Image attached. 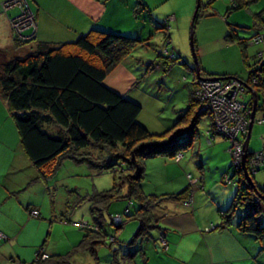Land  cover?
<instances>
[{"label":"trees","instance_id":"1","mask_svg":"<svg viewBox=\"0 0 264 264\" xmlns=\"http://www.w3.org/2000/svg\"><path fill=\"white\" fill-rule=\"evenodd\" d=\"M229 1L231 8L235 9L247 7L256 0ZM200 8L201 2L194 21L200 15ZM143 12L145 18L150 21L152 19L150 12ZM254 17L253 24L257 26V30L254 29L251 41L260 42L263 46L252 64L245 62L248 75L243 81L246 82L244 84L246 87L256 92V114L258 111L264 113V18L261 11ZM157 27L167 31V21L159 23ZM229 30L225 40L230 43L245 47L247 41L251 39L239 36L233 25ZM28 32L30 30L25 31ZM14 38L15 43L19 45L28 42V39L20 40L15 36ZM33 38L34 35L31 39ZM148 39L149 37L90 29L73 41L39 42L34 50L0 62V94L6 100L22 150L37 171L31 183L41 180L48 182L56 174L64 159H72L77 163L85 161L92 166L91 171L95 174L105 170L119 171L120 179L127 182L125 198L129 203L122 215L120 213L111 215L109 224H114L115 231H118L128 221L134 220L137 223L128 240H121L114 233L109 241L108 237L112 233L106 231L101 209L108 207L110 199H115L119 193L114 186L100 193L95 192L87 195L92 221L90 224L80 223L84 232L72 250L64 254H48L42 251L44 243L42 241L31 262L18 260V264H71L70 258L75 253L85 252L94 256L97 247L107 243L116 261L115 264H122V260L144 264L146 247L160 245L154 231L162 232L165 229L160 223L163 217L159 212L161 204L173 200L183 201L193 207L195 192L192 186H195L201 177L196 179L191 173H187L186 179L182 180V184L186 182L187 184L177 192L175 190L179 185L173 186L169 193H161L163 190H159V193H145L141 184L145 158L164 155L172 158L173 162L180 163L183 159L180 158L183 156L181 151L192 146L195 135H199V118L208 113L204 111V104L197 97L195 86L190 87L187 103L177 111L173 123L169 125V121L166 120L163 122V129L154 132L140 120L141 105L111 89L104 82L107 73L133 54L135 49L140 47L146 49L149 45ZM163 50H167L166 53ZM159 55L170 61L183 63L171 45L168 32L164 45L159 49ZM206 74L219 79L241 80L234 74ZM248 96L252 103L251 95ZM245 118H249L247 110ZM254 120L255 115L253 122ZM247 127L243 131H237L233 139L224 136L215 128L205 132L211 145L214 143L212 140L214 135L229 140L230 146L227 147V151L230 163L224 167L223 177L225 181H229L237 175L234 182L237 189L229 205L224 209H218L220 222L216 225L210 223L204 229H222L234 224L239 231L253 235L264 246V223L261 224L258 219L261 211L260 201L264 202V187L259 186L252 176L253 172L264 168V145L258 152L250 151L248 146L246 149L245 166L252 183L247 182L242 169L234 164L233 160L232 141H242L246 137ZM88 146H93L94 149L97 147L100 154L96 153V149V152L82 153L81 151ZM256 155L259 156L257 163L252 161ZM236 209L240 213L235 222L231 218ZM195 210L197 211L196 207ZM30 216L40 217L39 210L30 209ZM117 216L120 217L119 220H115ZM0 233L2 234L0 240L5 241L6 236L1 231ZM124 250L122 260H118L117 253ZM42 254H46V257H42ZM138 254L142 258L141 263L137 260Z\"/></svg>","mask_w":264,"mask_h":264},{"label":"rangeland","instance_id":"2","mask_svg":"<svg viewBox=\"0 0 264 264\" xmlns=\"http://www.w3.org/2000/svg\"><path fill=\"white\" fill-rule=\"evenodd\" d=\"M208 1L200 0V15L193 22V47L190 42V25L196 0H190L188 10L183 5L182 0H170L164 7L156 10L158 16L161 17V20L157 18L158 24L167 21V31L161 28L157 29V33L149 37V45H147L146 49H143V47L135 49L133 54L131 53L123 62L115 65L105 77L107 82L109 81L119 90L125 89L124 93L129 98L136 102L138 101L137 103L142 108L139 115L141 116L140 120L151 131H161L163 122L165 123L166 120L169 121V125L173 123L177 111L187 103L190 87L193 85L195 90L199 89L198 78L213 79L212 82L206 84L210 90L208 96H211L213 92H225L222 84L220 86L215 85L214 76H208L206 73H216L218 75L224 73L234 74L241 79L232 84V86H238V89H241L238 99L245 107L243 115L247 110L250 116L253 99L252 103H250L248 94L252 97V92L255 93V96L256 92L244 85L246 82L244 83L243 80L247 79L248 75L245 62L252 64L255 61V56L260 54L263 46L260 42L252 43L251 35L254 29L257 30V26L253 24L254 16L260 12L258 7H264V1L256 0L247 7L235 9L231 8L229 0ZM180 10L183 13L187 10V13L185 12L187 18L186 21L184 20L183 23L178 24L180 28H176L175 21L171 17L169 18L171 15L170 11H178L175 12L178 16L180 15ZM24 15L27 17L26 13ZM28 23L16 24L18 26L17 29L24 28ZM9 25H11L10 22ZM231 25L237 30L239 36L246 39L251 38L249 41L245 40L248 42L245 47L225 40V35L229 33ZM10 29L14 36L18 37L11 26ZM166 32L170 35L171 45L177 54L179 53V59L183 63L170 61L166 57L159 55V49L165 43ZM18 38L20 40L28 39V42L32 40L31 37L28 38L25 34L19 35ZM25 49L26 47L17 48V55L22 56L27 53ZM166 51L163 50L165 53ZM195 59L198 62L199 77L196 73ZM200 71L202 75H200ZM221 80L224 81L226 79L223 78ZM233 87L228 89L231 91ZM212 106L215 111L226 109L220 103L213 102ZM204 111H207L208 114L201 115L199 118V135H195L192 146L181 151L183 154L181 162L175 163L172 158L164 155L145 158L143 161L144 177L141 185L145 193H159V190H163L161 193H169L173 186L179 185L175 190L177 192L187 184V182L182 184V180L187 173H191V176L196 179L201 177L200 181L195 186H192L195 197L199 200L198 214L215 217L216 220L213 221L219 223L218 209H224L229 205L237 189L234 184L235 180H237V175L232 180H224V167L230 163V155L227 151L230 142L219 135H214L218 143H213L212 145L208 143L205 132L213 128L217 131V127L213 113L207 109H204ZM254 115L255 120L249 134L248 149L258 152L264 145V113L258 111ZM231 117L237 122L238 116L236 114ZM211 122L213 126H211ZM248 122L249 118L247 119V125ZM236 125L232 124V128H235ZM245 138L240 141L242 145ZM235 144L236 142L233 143V145ZM95 149L93 146H88L81 152H96L99 155V149L97 147ZM234 153L235 151H233ZM239 156V164L242 169L241 151ZM91 168L92 166L85 161L77 163L72 159H64L56 174L48 182L41 180L32 184L31 187L25 188L24 191L21 190L20 193L24 192L21 194L22 197L25 194L38 203L35 204V207L38 208L40 217H30L31 219L20 233L17 241L14 242L15 240H13L15 246L11 248V251L13 253L18 252L20 254L19 259H23L26 263L31 262L35 257L37 247L42 241H44V246L53 253L64 254L72 250L80 241L84 232L80 227V223L87 222L90 224L92 221L90 202L87 200V195H92L95 192L100 193L113 186L119 196L115 199H110L108 207L100 206L102 207L101 214L105 222L106 231L112 233L108 239L110 241L114 233L120 234L121 232H123V235L120 239L128 240L131 238L137 227L136 221L126 222V227L124 226L118 231H115L114 224H109L111 215L114 213L122 215L124 208L129 203L125 198L128 190L127 182L120 179L119 171L105 170L100 174H95L94 171H91ZM252 176L259 186L264 187V168L253 172ZM260 208L258 219L263 224V201H260ZM239 213V210L236 209L231 219L233 221L237 220ZM1 242L5 243L7 247L12 244L11 241L1 240ZM115 246L116 242L113 244V247ZM99 248L101 250L100 263H96L93 255L77 252L71 256V264L116 263L108 243L97 247V250ZM124 252L125 250L117 253L118 260H122L121 256ZM137 257V260L141 263V256L138 254ZM19 259L13 256L15 261L18 262ZM121 262L122 264H133V262L128 260H122Z\"/></svg>","mask_w":264,"mask_h":264},{"label":"crops","instance_id":"3","mask_svg":"<svg viewBox=\"0 0 264 264\" xmlns=\"http://www.w3.org/2000/svg\"><path fill=\"white\" fill-rule=\"evenodd\" d=\"M168 1L170 0H28L36 29L34 38L22 45L15 43L10 29V17L19 12L18 7L11 6L5 12L0 11V62L21 56L17 55V48L26 47L25 52H30L39 42L73 41L90 29L150 37L160 29L157 23L161 17L156 10L164 7ZM182 2L188 10L190 0ZM258 8L264 18V7ZM143 11L150 12V21L145 18ZM181 11L178 16L175 13L178 11H170L169 18L175 21L176 28H180L178 24L187 18L185 12ZM104 82L111 89L128 97L124 93L125 89L119 90L109 81ZM212 140L218 143L216 136ZM36 175L37 171L22 150L6 100L0 94V231L6 236L5 241L12 243L7 247L0 240V264H18L13 256L19 259L20 254L11 251L15 246L13 240L17 241L31 219L30 209L38 210L35 207L38 203L25 194L22 197L24 192H20L36 183H31ZM195 207H199V200L195 195L192 208L183 201L171 200L161 204L159 212L163 217L160 223L165 229L162 232L154 231L160 245L146 247L144 264H264V246L253 235L239 231L234 224L222 229L205 230L206 225H216L218 222L213 221L216 220L215 217L198 214ZM122 235L123 232L118 233L117 237L120 239ZM42 251L53 253L44 243ZM94 257L96 263H100V248ZM103 258L104 256L102 260Z\"/></svg>","mask_w":264,"mask_h":264},{"label":"built area","instance_id":"4","mask_svg":"<svg viewBox=\"0 0 264 264\" xmlns=\"http://www.w3.org/2000/svg\"><path fill=\"white\" fill-rule=\"evenodd\" d=\"M11 6H16L19 9V12L13 16L10 17L9 22L10 26L13 28L16 33V35H27V37H32L35 33L36 29V24H35V19L32 10L30 9L27 0H4L0 2V11H6L9 7ZM26 13L27 17L24 15ZM25 22H29L27 26L24 28L18 30V26L20 24H23ZM19 23V24H18ZM26 30H30V32L25 33ZM200 87L197 90V97L202 101L204 104V109H207L208 111L212 112L214 115V120H215V125L217 127V130L221 132L224 136L229 137L233 139L235 137V134L237 131L245 130L247 127V119L245 118V113L243 115V112L245 110L244 105L240 102L238 99V95L241 94V89H238V86H232V84L236 83L238 81L235 78H227L226 80H221L219 78H214V83L217 86H220L222 84L223 91L225 92H213L212 95L208 96V92L210 91L208 89V86L206 84L208 82H212L213 79H197ZM233 87V89L230 91L228 88ZM214 103H220L224 107H226L225 110H220V111H215L214 107L212 104ZM218 105V104H217ZM222 111V112H221ZM233 114H236L238 116V120L232 118L231 116ZM232 124H237L235 128H232ZM231 125V126H230ZM235 130V131H234ZM236 141H232V144ZM240 141H237L232 150L235 151L233 154V160L234 164L237 166H240L239 162V155L241 151V157L243 154V145ZM259 159V156L256 155L254 156L253 160L255 163H257ZM238 166V167H239ZM120 217L117 216L115 220H119ZM0 236L2 234L0 233ZM42 257H46V254H42Z\"/></svg>","mask_w":264,"mask_h":264},{"label":"water","instance_id":"5","mask_svg":"<svg viewBox=\"0 0 264 264\" xmlns=\"http://www.w3.org/2000/svg\"><path fill=\"white\" fill-rule=\"evenodd\" d=\"M199 2H200V0H196V5H195L194 13H193V16L191 19V25H190V39H191L190 42H191L192 47H193V22H194V18H195L197 8L199 6ZM194 62H195L196 73H197V76L199 77L198 62L196 59L194 60ZM214 78H217V77H214ZM252 99H253V107H252V111H251L250 116H249L246 138H245L244 143H243V155H242V162H241L242 171H243V173H244V175L247 178L249 183H251V180L249 178V175H248V172H247V169L245 166V160H246V149L248 146L249 134H250V130H251L253 119H254V113H255L256 96H255L254 92H252Z\"/></svg>","mask_w":264,"mask_h":264}]
</instances>
